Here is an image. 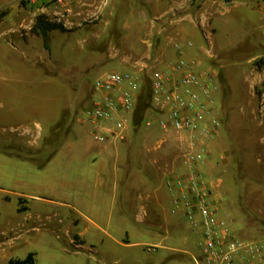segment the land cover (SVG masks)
I'll return each mask as SVG.
<instances>
[{
	"label": "rangeland",
	"instance_id": "rangeland-1",
	"mask_svg": "<svg viewBox=\"0 0 264 264\" xmlns=\"http://www.w3.org/2000/svg\"><path fill=\"white\" fill-rule=\"evenodd\" d=\"M20 2L26 5L28 1ZM220 10L234 21L217 29L211 27L212 33H217L216 40L206 44L205 55L209 62L201 70L209 71L219 85L223 125L211 142L213 162L203 171L211 187L216 211L227 227L246 238L264 239V0H232L229 4L224 3ZM47 17L54 20V16ZM88 18L72 24V17L65 14L59 22L64 23L66 30L55 31L49 36V49L42 37L33 39V52L24 63L25 79L10 82L5 98L0 100V264H12L11 260H22L31 253L34 264L36 254L38 264H91L90 257L97 256L100 246L82 244V248L77 249L79 239L76 234L70 245L69 233L67 237L65 235L69 220L65 218V223H60L58 213L61 211L72 212L82 228L88 227L90 232L98 231L106 236L88 217H93L90 212L93 204L105 210L111 202L104 196H94V182L76 172V168L72 171L70 161L72 151L78 153L84 146H91L92 153L88 158L97 153L98 142L92 136L90 126L82 122L83 111L93 95L94 81L101 74L141 69L150 73L163 67L158 65L160 59L144 67L136 66L138 60L148 58L149 54L145 48H136L118 35L97 37L98 41H93L94 45L90 47L82 31L88 24L93 27V32L99 31L104 21L96 16ZM25 33L22 28L24 38ZM9 39L8 36L6 41H0V45L9 55L15 56L19 54L13 48L18 45L17 40L15 38L13 44ZM52 52L58 61V69L47 65L49 59H54ZM158 56L161 54H151L153 60ZM42 59L44 64H41ZM34 65L40 68L39 75L31 73ZM41 67L49 75L43 74ZM148 87L146 85L145 90ZM60 107L70 115L72 124H80L73 137L68 119L60 126L62 132L51 130L53 117ZM146 112L152 113L147 99L133 118L136 132L131 139L149 147L154 141L169 139L158 151L162 154V166H171L178 151L175 138L165 136L156 126L147 128ZM141 113H144L142 121ZM27 130L35 132L25 133ZM80 140L83 145L79 148ZM68 142H72L73 149L66 147ZM62 143V147L65 146L63 153L59 151L52 164L43 166L47 152L55 153ZM47 145L53 148L49 149ZM154 187L166 198L161 207L164 226L160 238L144 235L141 239L158 244L159 248L148 251L149 246L119 247V253L124 257L121 264L138 263L133 257L139 254V264H196L194 257L200 255L199 235L183 215L173 213L164 179L140 187V195L133 196L132 206H122L118 193L114 200L115 219L124 216L126 227H132L139 207L152 203ZM122 210L125 212L121 213ZM101 225L114 233L113 229ZM124 237L127 243L138 240L134 236Z\"/></svg>",
	"mask_w": 264,
	"mask_h": 264
},
{
	"label": "crops",
	"instance_id": "crops-1",
	"mask_svg": "<svg viewBox=\"0 0 264 264\" xmlns=\"http://www.w3.org/2000/svg\"><path fill=\"white\" fill-rule=\"evenodd\" d=\"M231 2L226 0H82L80 3L72 4L71 12L67 13L55 0H32L26 2V5L21 4L20 0H0V10L5 8V11H7V14L0 20V41L7 39L9 36V40L14 44L13 40L16 38L18 45L13 48L19 52L15 56L14 54L9 55L7 50H4L3 46L0 45V100L5 98V92L9 84L20 82L26 77L25 73L27 71L24 70V66H26L24 63L25 61L28 62V55L33 52V39L38 40L40 38V36L33 34L31 29L40 14L49 17L54 16V20L57 19L58 21H62L66 14L72 17V24L74 21L86 20L92 16H96V19L101 18L104 24L99 31L93 32V27L89 24L86 25L88 28L85 27L84 31L80 30L85 34V41L88 40L91 47L98 41L97 37L118 35L136 48L143 47L149 56L138 60L136 62L138 67H142V65L144 67L149 62H156L160 59L158 65L163 69H167L169 62L178 58V47L183 46L186 57L195 62L196 68L202 69L209 62L205 55L206 44L216 40L217 33L213 34L211 27L217 29L224 26L225 23L231 24V21H234L232 18H226L220 10L224 3L229 4ZM22 28L26 30V38H24V34H21ZM55 31L58 30L51 31L49 36ZM93 36L96 38L94 39ZM189 41L193 43L191 48L187 46ZM154 53H160L161 56L153 60L151 54ZM52 56L54 59H49L47 65L52 69H58V61L55 60L53 52ZM44 63L42 59L41 64ZM33 68L34 71L31 73L39 75L40 68L35 65ZM41 68V71H44L43 74L49 75L43 67ZM215 85L217 86L216 96L219 102L218 110L221 116L223 115L220 103L221 94L216 79ZM64 112L65 110H61L60 107L59 113L53 117L51 130H53V133L62 132L60 126H63L62 123L66 124L68 119L69 129L72 127L73 137L76 126H80V124H72L70 115ZM134 129V123H132L124 141L114 139L104 142L97 141V153L92 158L87 157L92 153L91 146L82 147V150L78 153L72 151V159H70L72 171L76 168V172L78 171V173L87 177L88 181L94 182V196H104L107 202H111L109 209L105 210L99 209L93 204L90 208L93 217H88L89 221L97 228L102 229V233L106 236L100 235L98 231L90 232L88 227L82 228L79 219L72 215V212L61 211L58 213L61 224L65 223V218L69 220L66 224L65 235L69 233L68 242L70 245H73L75 241L73 234H76L79 239L77 249H81L82 244L91 247L100 246V249H98L100 252H96L97 256L90 257L91 264H121L124 257L120 255L119 247L126 245L149 246L151 248L148 251L159 248L158 244L148 243L142 240L141 237L150 235L151 237L160 238V230L164 226L161 207L166 198L161 197L158 193L159 190L154 187L155 194L152 203L141 205L137 211L135 222L131 225L132 227H126L124 216H118L116 219L114 217L115 196L120 193L122 206L125 207L129 204L132 206V203L134 205L133 196L135 194L140 195V187L147 186L151 181L164 179L167 187V178L170 171L183 169L181 154L195 141V138L189 134H184L181 137L174 135L173 138H175V144L178 148L177 155L173 158L171 166L163 167L160 159L162 154L158 150L163 146L165 147L164 143L168 142L169 139L162 138L154 141L150 147L146 144L142 145L138 140L131 139L132 134L136 132ZM29 132H35V130H27L25 133ZM42 132H44V129H42ZM68 133H70V130ZM79 135L80 133H78ZM63 143L58 145V151L55 153L50 152V150L49 153L47 152L48 158L43 162V166H46L49 162V164H52L59 156V151L60 154L63 153V149H65V146L62 147ZM26 144L31 145L30 142ZM82 145L80 140L78 147L80 148ZM66 147L73 149L74 145L72 142H68ZM47 148L52 149L53 147L47 145ZM152 150L157 151L153 154ZM212 159H214L213 153ZM167 193L173 208L174 194L168 187ZM137 205H140L139 201ZM123 212L125 210L121 211V213ZM102 223L107 228L113 229L114 233L104 228L101 225ZM123 233L124 235H122ZM124 236H127V239L134 236L138 240L127 243L124 241V238H126ZM133 258H136L135 261H138L136 264H139L140 254ZM35 261L38 264L39 257L37 254Z\"/></svg>",
	"mask_w": 264,
	"mask_h": 264
},
{
	"label": "built area",
	"instance_id": "built-area-1",
	"mask_svg": "<svg viewBox=\"0 0 264 264\" xmlns=\"http://www.w3.org/2000/svg\"><path fill=\"white\" fill-rule=\"evenodd\" d=\"M31 2L32 0H26ZM35 1V0H34ZM67 12L82 0H55ZM189 48L193 43H187ZM167 69L152 72L114 70L98 76L82 122L96 141H124L132 126L145 86L149 85L151 114L146 126L165 136L195 138L181 154L183 169H173L167 187L174 194L173 213H181L199 235L196 264H264V239L246 238L227 227L212 201L204 169L213 162L211 142L222 130L215 78L196 68L183 46Z\"/></svg>",
	"mask_w": 264,
	"mask_h": 264
},
{
	"label": "trees",
	"instance_id": "trees-1",
	"mask_svg": "<svg viewBox=\"0 0 264 264\" xmlns=\"http://www.w3.org/2000/svg\"><path fill=\"white\" fill-rule=\"evenodd\" d=\"M227 2H230L232 0H226ZM7 14V11H2L0 12V20H2V18ZM53 30H61V31H65L66 27L64 25V23L59 22V21H54L49 19L45 14H40L37 19L35 24L33 25L31 32L37 36H40L43 38L44 40V45L47 49L50 48L49 43H48V39H49V33ZM147 94V95H146ZM150 93H149V87L147 90H145L141 96L140 99V103L138 105V108L135 112V116L137 114V112L139 111L142 102L144 100H150L149 98ZM143 112V111H142ZM143 115L144 113L140 114V118L141 121L143 120ZM135 119V118H134ZM135 121V120H134ZM12 264H34L33 262V253L29 254L26 258L22 259V260H17V261H10Z\"/></svg>",
	"mask_w": 264,
	"mask_h": 264
}]
</instances>
